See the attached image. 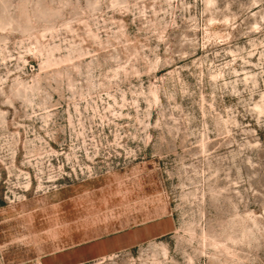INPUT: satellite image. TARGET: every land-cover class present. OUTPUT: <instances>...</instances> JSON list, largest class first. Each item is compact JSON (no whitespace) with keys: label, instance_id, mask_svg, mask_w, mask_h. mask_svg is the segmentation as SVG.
<instances>
[{"label":"rangeland","instance_id":"1","mask_svg":"<svg viewBox=\"0 0 264 264\" xmlns=\"http://www.w3.org/2000/svg\"><path fill=\"white\" fill-rule=\"evenodd\" d=\"M0 264H264V0H0Z\"/></svg>","mask_w":264,"mask_h":264},{"label":"crops","instance_id":"2","mask_svg":"<svg viewBox=\"0 0 264 264\" xmlns=\"http://www.w3.org/2000/svg\"><path fill=\"white\" fill-rule=\"evenodd\" d=\"M108 253H110V252L106 250V251H103L102 254L100 253V255H105V254H108Z\"/></svg>","mask_w":264,"mask_h":264}]
</instances>
